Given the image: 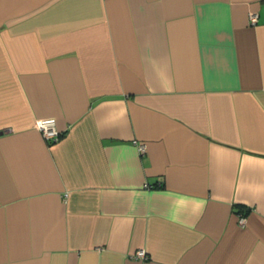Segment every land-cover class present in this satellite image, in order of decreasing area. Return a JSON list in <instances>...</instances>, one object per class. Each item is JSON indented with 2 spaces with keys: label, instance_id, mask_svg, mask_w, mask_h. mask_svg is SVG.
<instances>
[{
  "label": "crops",
  "instance_id": "obj_1",
  "mask_svg": "<svg viewBox=\"0 0 264 264\" xmlns=\"http://www.w3.org/2000/svg\"><path fill=\"white\" fill-rule=\"evenodd\" d=\"M0 264H264V0H0Z\"/></svg>",
  "mask_w": 264,
  "mask_h": 264
},
{
  "label": "built area",
  "instance_id": "obj_2",
  "mask_svg": "<svg viewBox=\"0 0 264 264\" xmlns=\"http://www.w3.org/2000/svg\"><path fill=\"white\" fill-rule=\"evenodd\" d=\"M256 20H257V14L251 13L250 14L251 23H255ZM35 126L41 131L42 135L50 142H55L61 135V131L58 130L56 126V120L54 117H45V118L38 119L35 122ZM142 149H143V146H142ZM237 223L239 225H245L246 216L240 213L238 215ZM133 256L138 257V258H146L147 253L144 249H139L134 253Z\"/></svg>",
  "mask_w": 264,
  "mask_h": 264
},
{
  "label": "trees",
  "instance_id": "obj_3",
  "mask_svg": "<svg viewBox=\"0 0 264 264\" xmlns=\"http://www.w3.org/2000/svg\"><path fill=\"white\" fill-rule=\"evenodd\" d=\"M235 208L237 209V212H239V214H240V211H242V212H243V210L239 209V207H238V206H236ZM242 212H241V214H243Z\"/></svg>",
  "mask_w": 264,
  "mask_h": 264
}]
</instances>
